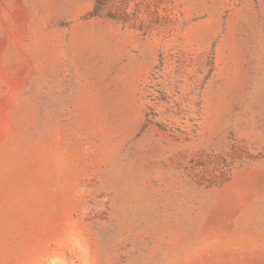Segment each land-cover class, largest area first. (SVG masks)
Segmentation results:
<instances>
[{
    "label": "rangeland",
    "instance_id": "374dc122",
    "mask_svg": "<svg viewBox=\"0 0 264 264\" xmlns=\"http://www.w3.org/2000/svg\"><path fill=\"white\" fill-rule=\"evenodd\" d=\"M0 264H264V0H0Z\"/></svg>",
    "mask_w": 264,
    "mask_h": 264
}]
</instances>
